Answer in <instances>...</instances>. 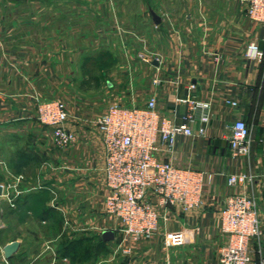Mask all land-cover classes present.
<instances>
[{
    "label": "crops",
    "instance_id": "1",
    "mask_svg": "<svg viewBox=\"0 0 264 264\" xmlns=\"http://www.w3.org/2000/svg\"><path fill=\"white\" fill-rule=\"evenodd\" d=\"M152 98L162 117L193 131L178 136L172 152L159 139L157 159L204 181L199 208L160 207L161 231L186 235L166 261L220 264L229 242L222 211L230 196L244 194L262 226L261 238L250 241L249 264H261L264 23L247 16L242 0H0V264L67 258L80 245L74 232L91 227L98 237L117 229L105 212L106 151L95 121L111 105L143 108ZM187 98L198 108L180 102ZM51 100L65 103L76 136L65 149L37 119L39 104ZM237 120L250 130L246 156L232 152ZM239 175L248 180L230 184ZM162 234L133 244L134 252L165 253Z\"/></svg>",
    "mask_w": 264,
    "mask_h": 264
},
{
    "label": "built area",
    "instance_id": "2",
    "mask_svg": "<svg viewBox=\"0 0 264 264\" xmlns=\"http://www.w3.org/2000/svg\"><path fill=\"white\" fill-rule=\"evenodd\" d=\"M247 16L264 23V0H242ZM191 109L198 104L190 100ZM234 105L236 103H233ZM204 109L208 104L202 105ZM193 114L188 115L193 120ZM40 123L51 127L57 147L65 149L76 142V136L67 128L69 113L64 102L51 100L42 102L37 109ZM208 121V116H203ZM106 151L105 183L108 194L105 212L115 218L123 241L133 244L149 240L161 231V208H174L189 212L203 204V177L191 170L182 169L171 162L156 157L158 140L172 152L180 135H192L187 125H176L157 111L154 98L143 108L111 105L108 111L96 119ZM200 130V134H204ZM250 130L243 120L232 125L230 144L235 156L250 153ZM245 175L231 176L230 184L245 183ZM2 187V186H1ZM3 189V187H2ZM153 198H157L155 204ZM221 230L229 237L227 245L219 250L220 264H249L250 241L262 236L261 220L252 198L244 194L230 196L222 211ZM186 235L182 231L163 233V244L167 248L182 246ZM264 264V257L261 260Z\"/></svg>",
    "mask_w": 264,
    "mask_h": 264
},
{
    "label": "rangeland",
    "instance_id": "3",
    "mask_svg": "<svg viewBox=\"0 0 264 264\" xmlns=\"http://www.w3.org/2000/svg\"><path fill=\"white\" fill-rule=\"evenodd\" d=\"M88 229L87 232L76 231L73 233L74 243L77 242L80 245L67 258L62 255L55 257L52 254L38 258V255H35L24 260L22 264H168L164 256L173 247H164L163 234L160 241L166 252L164 253L160 247H156V249L153 248L150 255L146 256L144 253L136 254L134 249L123 241L121 233L116 229L113 230V237L107 233L97 237L94 233L96 230L91 227ZM160 232L164 233V231ZM86 234L88 237H84Z\"/></svg>",
    "mask_w": 264,
    "mask_h": 264
},
{
    "label": "water",
    "instance_id": "4",
    "mask_svg": "<svg viewBox=\"0 0 264 264\" xmlns=\"http://www.w3.org/2000/svg\"><path fill=\"white\" fill-rule=\"evenodd\" d=\"M153 16H154V20H155V22L159 23V22H160V18H159L156 14H153ZM1 193H2V187H1V185H0V194H1ZM106 233H107V235H110V236H112V237L114 236V233H113L112 231H110V232H106ZM17 248H18V243H17V242L12 243V244L7 248L9 255L14 254V253L17 251Z\"/></svg>",
    "mask_w": 264,
    "mask_h": 264
}]
</instances>
